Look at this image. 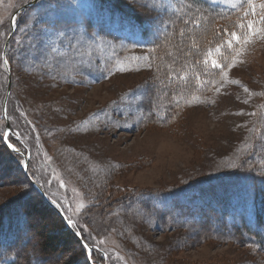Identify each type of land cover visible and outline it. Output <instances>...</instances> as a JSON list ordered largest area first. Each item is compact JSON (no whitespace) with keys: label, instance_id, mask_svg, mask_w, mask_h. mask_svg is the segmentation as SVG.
<instances>
[{"label":"rangeland","instance_id":"1","mask_svg":"<svg viewBox=\"0 0 264 264\" xmlns=\"http://www.w3.org/2000/svg\"><path fill=\"white\" fill-rule=\"evenodd\" d=\"M109 1L137 17L139 29L102 0H0V130L5 101L9 131L30 163L27 180L0 149V209L15 203V229L20 213L28 215L22 240L33 264L39 255L49 264H85L75 243L41 256L36 233L48 228L50 210L38 190L91 234L87 242L105 251L102 264H261L255 248L211 240L208 212L197 220L191 198L186 217L173 195L203 182L214 192L236 173L264 176L263 28L241 43L211 94L186 102L173 124L149 126L141 106L152 98V56L144 46L164 28L174 0ZM130 195L149 196L120 208Z\"/></svg>","mask_w":264,"mask_h":264},{"label":"trees","instance_id":"2","mask_svg":"<svg viewBox=\"0 0 264 264\" xmlns=\"http://www.w3.org/2000/svg\"><path fill=\"white\" fill-rule=\"evenodd\" d=\"M102 2H108L111 5L112 12L125 13L127 19L118 17L122 21L128 20L131 25L137 28L142 25L137 17L130 16L129 20L128 14L109 0H102ZM250 4L255 5V16L251 14ZM262 4H264V0H238L235 3L237 7H233L232 4L225 6L222 3H214L210 0H179L177 2L174 12L164 16L166 23L162 31L158 32L154 39L149 40L145 46L146 51L152 56L150 65L151 83L147 85L146 90L152 98L142 102L141 113L144 124L169 126L182 114L186 102L195 97L205 99L209 93H212L222 74L218 70L212 69L210 64L208 66L203 64L205 52L214 49L217 44L227 39V37L219 34L221 30L236 31L244 36L247 33L246 25L251 21H255L257 28L264 29V24L260 22L261 16H264V9L260 7ZM245 12L248 13L247 16H245ZM241 23L245 27L237 28L236 25ZM242 44L236 45L232 51L225 47L222 55L218 57L221 63L227 64L231 61ZM180 77H184V79H180ZM196 77H199V80ZM1 120L4 121L5 125L0 132L6 128V121L3 117ZM12 142L20 151H24L13 136ZM0 149L8 154L10 162L16 163L19 172L29 180V176L27 177L23 172L22 157L9 151L3 143H0ZM30 171L31 177L39 183L34 172L31 169ZM227 180L229 182H226V179H220L219 184L213 189L214 192L206 189L208 187L203 188L202 185L205 184L203 182L199 185L195 184L197 186H193L191 189L186 188L173 196L180 195L179 197L182 198L179 209L186 217L190 213L187 210L189 209L187 205L191 204L189 201L191 198L193 199L192 202L197 201L200 210L198 215L195 216L197 220L200 219V216H206L208 212L210 230L205 233L211 240L225 241L241 248H255L258 255L264 256V176L252 177L236 173L233 178L228 176ZM215 182L217 181L215 180ZM46 193L48 199L57 202L56 205L64 215L70 217L65 207H61V203L56 201L57 198H54L48 192ZM131 195L125 198L121 202L122 204L118 203V206L122 209L130 207L126 205L129 203V199L132 197L133 201H136L135 199L139 198L137 195ZM38 196L50 210V212L47 211L48 214L44 217L48 228L42 227L36 233L41 256L57 253L63 248H71L70 244L75 243L82 251L85 264H89L83 249L80 247L81 243L67 229L58 214L49 207L40 195ZM147 196L141 197L139 200H143ZM24 200L23 198L22 201ZM217 200H222V202L220 203ZM207 201H209L208 204ZM160 202L155 201V205L158 207L162 204ZM14 204L10 203L8 207L4 206L0 209V264H33L34 259L27 254L30 250L28 238L22 240L24 233L28 235V215L20 213L17 217L19 225L15 229L13 226L15 220H11V218L13 219L11 212L16 206ZM17 204L20 205L21 203ZM101 210L104 211L103 208ZM165 216V213L161 214L162 218ZM72 219L75 221L74 218ZM153 219L157 223L168 227V223L165 224L161 218L155 217ZM203 224L200 223L197 226L200 227ZM178 225L183 226L182 229H185L186 223L180 222ZM204 231H206V228H204ZM88 243L100 250H94L92 255L95 256V264H102V254L105 251L94 242ZM69 259L67 258L63 264H74ZM262 261L261 264H264V261ZM35 264H49V262L42 260L39 255V258L35 260Z\"/></svg>","mask_w":264,"mask_h":264},{"label":"snow or ice","instance_id":"3","mask_svg":"<svg viewBox=\"0 0 264 264\" xmlns=\"http://www.w3.org/2000/svg\"><path fill=\"white\" fill-rule=\"evenodd\" d=\"M135 3L136 0H133ZM233 7H237V5L233 4ZM249 7L252 9V15L255 16V5L250 4ZM262 9H264V4L260 6ZM248 13L245 12V16H247ZM260 22L264 24V16H261ZM237 28H244L245 25L243 23L236 25ZM247 34L244 36H241L236 31L229 32L227 29L221 30L219 33L220 35L227 37V39H224L222 43H219L216 45L214 49H209L205 52V58L203 59V64L205 66H208L210 64L212 69L218 70L220 74H222L225 78L227 77V70L234 66V64H225L221 63L219 56L222 55L223 49L227 47L229 51L234 50L235 46L240 43H249L251 36H259V32L256 30V23L255 21L249 22L247 25ZM261 32H264V29L260 30ZM195 46V45H194ZM239 53L237 52V56ZM235 59V58H234ZM5 64L8 63L7 60L4 61ZM123 70V69H121ZM199 80V77H196ZM180 79H184V77H180ZM233 83H236V81H232ZM219 91V89L217 90ZM247 91V89H245ZM5 118H7V113H5ZM6 128L8 125L5 126ZM17 140L20 139L19 135H17ZM0 143H3L9 150L12 152H18V148L15 146V144L12 142V133H10L7 130H4L0 132ZM42 187V186H41ZM63 187V185H61ZM61 207L63 205L61 204ZM62 220L64 224L74 232V235L77 237L78 241H87L90 238V233L83 228L81 225H79L77 222L73 221L71 217H68L66 214L64 217H62ZM80 247L83 249V253L88 261H91L92 264H95V256L91 254V243L84 242L80 244Z\"/></svg>","mask_w":264,"mask_h":264},{"label":"water","instance_id":"4","mask_svg":"<svg viewBox=\"0 0 264 264\" xmlns=\"http://www.w3.org/2000/svg\"><path fill=\"white\" fill-rule=\"evenodd\" d=\"M23 8H26V6L25 7H22L21 9H23ZM18 13V11H16V14ZM13 27H12V29H11V34L13 33ZM7 41H8V39H7ZM6 45H7V42H6V44H5V46H4V49H3V56H2V58L4 59V51H5V49H6ZM6 71H7V73H8V69L6 68ZM9 74V73H8ZM9 89V88H8ZM3 113H5V101H4V103H3ZM7 129H8V127H7ZM24 161H25V164H27V158L25 157L24 158ZM31 184L33 185V186H35L34 185V183L31 181ZM39 191V193L43 196V193H42V191L41 190H38Z\"/></svg>","mask_w":264,"mask_h":264},{"label":"bare ground","instance_id":"5","mask_svg":"<svg viewBox=\"0 0 264 264\" xmlns=\"http://www.w3.org/2000/svg\"><path fill=\"white\" fill-rule=\"evenodd\" d=\"M29 218V217H28Z\"/></svg>","mask_w":264,"mask_h":264}]
</instances>
